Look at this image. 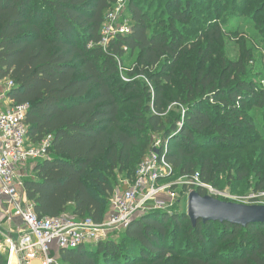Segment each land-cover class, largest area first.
Returning a JSON list of instances; mask_svg holds the SVG:
<instances>
[{"label":"trees","instance_id":"1","mask_svg":"<svg viewBox=\"0 0 264 264\" xmlns=\"http://www.w3.org/2000/svg\"><path fill=\"white\" fill-rule=\"evenodd\" d=\"M116 1L0 0V66L15 82L12 99L29 105L32 143L53 136L49 157L23 179L36 213L70 210L103 222L118 175L134 179L156 137L169 141L175 176L199 172L222 189L224 171L234 194L264 191V4L128 0L131 32L103 45ZM244 17L256 33L240 29ZM174 101L180 111L170 108ZM188 190H178L170 211L141 215L96 245L62 249L61 262L264 264V224L193 225L182 207Z\"/></svg>","mask_w":264,"mask_h":264},{"label":"built area","instance_id":"2","mask_svg":"<svg viewBox=\"0 0 264 264\" xmlns=\"http://www.w3.org/2000/svg\"><path fill=\"white\" fill-rule=\"evenodd\" d=\"M127 4L128 0H117L106 14L101 31L103 45L116 35L131 32ZM14 88L10 72L0 66V213H5L9 220L19 217L24 225L7 231L0 222V251L6 256L7 264H33L38 259L41 264H63L62 249L96 245L125 230L141 215L154 210L170 211L179 200L178 188L186 185L189 188L187 199L192 190L201 189L222 200L264 204V191L233 194L204 181L199 172L166 182L175 177L173 164L167 158L169 141L162 142L156 137L153 150L140 165L135 178L127 179L123 189L116 190L111 197L110 213L103 222L73 215L39 216L22 189L23 178L29 175L24 168L32 161L36 163L49 157L53 136L48 135L38 144L30 141L25 123L29 105L14 102L11 96Z\"/></svg>","mask_w":264,"mask_h":264},{"label":"water","instance_id":"3","mask_svg":"<svg viewBox=\"0 0 264 264\" xmlns=\"http://www.w3.org/2000/svg\"><path fill=\"white\" fill-rule=\"evenodd\" d=\"M155 152L159 153L158 149ZM187 214L196 225L199 221L228 222L247 227L250 224H264V204H244L201 194L192 190L188 196Z\"/></svg>","mask_w":264,"mask_h":264},{"label":"rangeland","instance_id":"4","mask_svg":"<svg viewBox=\"0 0 264 264\" xmlns=\"http://www.w3.org/2000/svg\"><path fill=\"white\" fill-rule=\"evenodd\" d=\"M255 1L258 2V6L264 4V0H255ZM227 13H228V11H227ZM229 15H231V14H229ZM247 23H248L249 26H247ZM240 27H241L240 29H243V30H244V33H245L247 36H250V35H252L253 33H256V32H257V30H256V28H255V23H254V22H251V21L248 22V18H247V17H244V18L241 19ZM226 47H227V46H226ZM228 51H230V55H231V57H233V58H237L238 55H239L238 47H237L235 44H233V42H232V43L230 42L229 47H228ZM251 64H253V63L251 62ZM260 83H261V85L264 87V79L261 80ZM210 104H212L211 101H210ZM172 107H175V110H177V111H180L179 108L182 109V106L180 107V104H178L177 101H174V103L171 104L170 108H172ZM259 152H260V151H258V155H259ZM256 157H258V156H256ZM33 163H34V162L32 161V162L28 163V164L25 166L24 171H25L26 173L29 172V175H27V176H25V177L32 176V174H31V169L34 167V164H33ZM232 173H233V172H232ZM25 177H24V178H25ZM178 177H179V176L176 175L175 177H173L172 179H170V180H168V181H166V182L175 181V180L178 179ZM219 177H220V183H221V185H222V187H223L222 189H226V190L232 192V184H233L234 178L232 177V178H231V179H232V182H229V180H230V178H229V173H228V172H224V171L219 172ZM24 178H23V179H24ZM123 178H124V176H123L122 174H121V175H118L119 185L116 187L117 190H122V189H123L124 184H125V181L127 180V179H125L124 181H122ZM256 180H257V177H256L255 174L250 175L248 179L246 178V180H245V182H244V184H246V186L244 185V188L246 189V191H250V190L253 189V187H254V185H255V183H256ZM240 188H241V186H240ZM181 189H182V188H178V190H181ZM232 193H233V192H232ZM233 194H234V193H233ZM179 199H180V197H179ZM187 204H188V199H187V197H186V198L184 199V202H183V205H182V207H183L186 211H187V207H188ZM110 207H111V203L109 202V206H108V208H109V210H108L109 213H110ZM109 213H108L107 215H109ZM64 216H65V217H73V216H72V213H71L70 210H68V211L64 214ZM33 264H41V263H40V259L36 260Z\"/></svg>","mask_w":264,"mask_h":264},{"label":"crops","instance_id":"5","mask_svg":"<svg viewBox=\"0 0 264 264\" xmlns=\"http://www.w3.org/2000/svg\"><path fill=\"white\" fill-rule=\"evenodd\" d=\"M35 165V163H33ZM34 167L31 169V173L33 172ZM7 209V205L5 206ZM0 222L4 225L7 231H12L15 229H20L23 227V221L19 217H14L13 219L9 220L5 213H0Z\"/></svg>","mask_w":264,"mask_h":264}]
</instances>
